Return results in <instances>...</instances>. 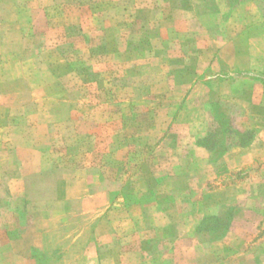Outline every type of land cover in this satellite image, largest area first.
I'll return each mask as SVG.
<instances>
[{
  "label": "rangeland",
  "instance_id": "1",
  "mask_svg": "<svg viewBox=\"0 0 264 264\" xmlns=\"http://www.w3.org/2000/svg\"><path fill=\"white\" fill-rule=\"evenodd\" d=\"M166 13L158 0H0V264L163 259L177 233L195 253L246 208L262 236L264 114L231 87L237 73L179 57ZM251 139L252 156L233 149ZM71 189L86 199H63ZM34 220L46 224L18 255L6 236Z\"/></svg>",
  "mask_w": 264,
  "mask_h": 264
},
{
  "label": "crops",
  "instance_id": "2",
  "mask_svg": "<svg viewBox=\"0 0 264 264\" xmlns=\"http://www.w3.org/2000/svg\"><path fill=\"white\" fill-rule=\"evenodd\" d=\"M158 1L168 8V13L160 19L162 25L160 29L164 30V33L174 30L176 35L183 37L178 43L179 57L185 55L182 60L191 58L197 63L208 60L212 66L217 65L220 70L218 69L217 73L210 77L219 75L220 78H223L226 72L224 68L228 71L227 77L237 73V78L233 81L230 80L231 87L240 90L241 95L247 97L251 104L250 114L262 116L264 114L262 111L264 110V100L262 99L264 97V0ZM211 29H214L216 34L208 35V31ZM189 40L191 41L189 42ZM174 42L176 44V41ZM189 43L193 46L191 52L186 48ZM196 72L197 77L204 76L202 71L196 69ZM252 140L243 145H233V149L237 148L238 152H245L249 157ZM82 189L78 193L72 189L68 190L67 193L70 194L63 199L72 198L84 201L87 192ZM180 201L178 199V202ZM251 211V208L243 209L244 215L243 213L236 214L234 211L225 239L213 243L206 249L204 246H196L195 253H191L184 246L182 239L179 240L181 233H177L173 240L172 233L169 232L163 235L165 239H172L169 240L170 244L165 241V244L169 246H165L163 253L159 254V257L163 259L158 258V255L156 256L154 253L153 257H147L145 260L139 258V260L129 263L117 261L99 264H264V232L262 231V236L254 240L252 231L254 227L250 223L249 217ZM239 223L244 226L240 230L237 228ZM20 224L21 231L18 236L13 238L6 236L5 242L14 245L13 251L18 255L29 254L32 248V245H29V239L33 235L38 239L40 233L38 235V233H34V230L37 231V228L42 227L46 222L34 220L30 226H26V223L22 224V222ZM262 228H264V224ZM153 234L151 233V237ZM150 239L147 240L149 244L146 247L152 251ZM153 241L156 242V240ZM136 242L139 243V241ZM88 248L89 252H93L91 246ZM139 249L132 252L140 254L142 250ZM122 253L125 252L122 251Z\"/></svg>",
  "mask_w": 264,
  "mask_h": 264
}]
</instances>
